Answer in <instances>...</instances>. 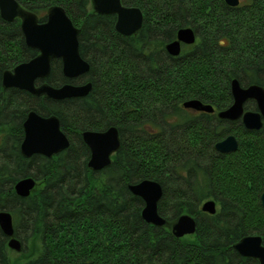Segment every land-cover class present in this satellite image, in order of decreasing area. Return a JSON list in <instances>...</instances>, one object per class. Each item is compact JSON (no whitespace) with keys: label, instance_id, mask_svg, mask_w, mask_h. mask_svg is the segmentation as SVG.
I'll use <instances>...</instances> for the list:
<instances>
[{"label":"trees","instance_id":"1","mask_svg":"<svg viewBox=\"0 0 264 264\" xmlns=\"http://www.w3.org/2000/svg\"><path fill=\"white\" fill-rule=\"evenodd\" d=\"M16 1L40 22L49 7L60 6L79 29L88 73L68 80L54 60L46 82L92 85L87 96L61 101L3 89L8 65L37 52L25 46L19 20L0 18V212L11 214L22 252L33 238L42 248L22 264H259L233 245L251 235L264 245V127L246 130L216 112L231 105L233 79L242 87H264V0L235 8L223 0H121L143 16L131 37L116 33L114 15L95 14L91 0ZM189 26L196 44L168 55L165 45ZM191 99L214 112L184 109ZM244 108L256 105L247 101ZM29 111L56 116L69 147L52 158H24L22 123ZM110 127L118 130L120 148L109 166L93 172L81 132ZM228 135L236 138L237 151L218 153L215 144ZM24 178L37 182L26 198L14 193ZM143 180L160 185L157 212L166 221L181 214L194 218L192 242L143 221V201L127 188ZM91 182L98 191H91ZM208 200L217 206L214 215L201 211ZM7 241L0 230V264H10Z\"/></svg>","mask_w":264,"mask_h":264},{"label":"water","instance_id":"2","mask_svg":"<svg viewBox=\"0 0 264 264\" xmlns=\"http://www.w3.org/2000/svg\"><path fill=\"white\" fill-rule=\"evenodd\" d=\"M231 8L238 7L239 0H223ZM91 7L97 15H114L116 33L131 37L142 28L143 16L137 7L124 6L121 0H91ZM0 18L11 23L20 20V30L27 48L37 52L29 61L22 62L12 70L2 73L3 89L15 88L36 97H44L55 101L87 96L92 88L91 83L74 85L64 84L53 87L47 83L36 85L38 80H46L51 72L54 60L61 63L62 75L68 80L85 76L90 66L79 54L78 34L71 19L60 6H51L46 11V20L40 22L37 15L21 7L15 0H0ZM195 35L191 28H180L176 39L165 45V51L177 57L182 45H192ZM231 105L216 113L218 119L229 122L240 121L246 130L259 131L264 126V87L249 85L242 87L236 79L230 82ZM247 101L256 104V111L245 110ZM182 107L195 112L212 114L213 107L199 100L191 99L182 103ZM23 139L20 152L24 158L42 155L52 158L69 147V141L60 127L59 119L54 116H41L29 111L22 123ZM81 139L88 147L90 155L87 168L93 172L110 165L112 156L120 148L117 128L110 127L103 132L83 131ZM214 149L221 154L237 151L238 142L233 135H228L217 142ZM36 186L33 178H24L14 185V193L22 198L30 196ZM129 192L143 201L140 216L143 221L154 227L166 228L176 239L194 235L196 222L189 214H181L174 221L168 222L157 212V204L162 196L160 185L152 180H143L128 185ZM264 211V192L260 196ZM201 211L214 215L216 204L213 200L204 202ZM0 230L8 239L7 248L17 253L22 252L20 241L14 236L12 217L9 212H0ZM234 250L242 257L252 258L264 264V245L260 236H245L233 245Z\"/></svg>","mask_w":264,"mask_h":264},{"label":"rangeland","instance_id":"3","mask_svg":"<svg viewBox=\"0 0 264 264\" xmlns=\"http://www.w3.org/2000/svg\"><path fill=\"white\" fill-rule=\"evenodd\" d=\"M16 1V0H15ZM245 1H248V0H239V3L240 4H243ZM17 2V1H16ZM18 3V2H17ZM19 4V3H18ZM20 5V4H19ZM91 5V3H90ZM21 6V5H20ZM22 7V6H21ZM131 7V6H130ZM92 8V7H90ZM92 10V9H91ZM19 23V22H18ZM13 64H10L8 65V67H12ZM14 66V65H13ZM16 66V65H15ZM14 66V67H15ZM13 67V68H14ZM228 108V107H227ZM37 184V182H36ZM98 184L97 183H94V182H91V191H98ZM36 186L34 187V190H36ZM33 190V191H34ZM217 208V206H216ZM251 236H255V235H251ZM258 236V235H256ZM194 238L192 237H186V238H183V241L184 242H192ZM27 251L26 252H20V253H17L11 249H8L7 248V255H8V259H9V262L10 264H22L24 263L25 261H27L28 259L30 258H34L36 257L37 255H39V253L41 252V246L38 242V240L36 239H31L28 241L27 243Z\"/></svg>","mask_w":264,"mask_h":264},{"label":"flooded vegetation","instance_id":"4","mask_svg":"<svg viewBox=\"0 0 264 264\" xmlns=\"http://www.w3.org/2000/svg\"><path fill=\"white\" fill-rule=\"evenodd\" d=\"M240 4V3H239ZM24 8V7H23ZM26 9V8H25ZM27 10V9H26ZM116 18V17H115ZM189 28H191L190 26H189ZM19 29H20V20H19ZM192 29V31H193V33H194V35H195V42H194V44H192V45H188V46H193V45H195L196 44V42L198 41V38H197V35H196V33H195V31L193 30V28H191ZM21 31V30H20ZM24 41V40H23ZM36 56V55H35ZM26 62V61H25ZM22 63V62H21ZM20 64V63H19ZM18 65V64H17ZM16 65V66H17ZM13 68H11V69H6V70H12ZM5 70V71H6ZM43 83H47L46 82V80H44V81H41V83H38V82H36V85H40V84H43ZM48 84V83H47ZM254 111H256V109L254 110ZM217 113V112H216Z\"/></svg>","mask_w":264,"mask_h":264},{"label":"bare ground","instance_id":"5","mask_svg":"<svg viewBox=\"0 0 264 264\" xmlns=\"http://www.w3.org/2000/svg\"><path fill=\"white\" fill-rule=\"evenodd\" d=\"M255 105H256V104H255ZM263 127H264V126H263ZM263 127H262V128H263ZM262 193H263V192H262Z\"/></svg>","mask_w":264,"mask_h":264}]
</instances>
